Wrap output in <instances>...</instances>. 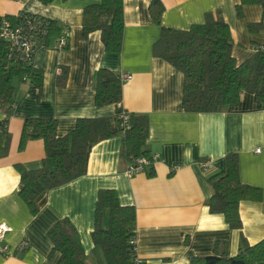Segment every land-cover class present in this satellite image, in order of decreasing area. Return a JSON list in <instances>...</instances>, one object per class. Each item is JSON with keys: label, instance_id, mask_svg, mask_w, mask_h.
<instances>
[{"label": "crops", "instance_id": "crops-1", "mask_svg": "<svg viewBox=\"0 0 264 264\" xmlns=\"http://www.w3.org/2000/svg\"><path fill=\"white\" fill-rule=\"evenodd\" d=\"M96 3L0 0V17L29 13L67 30L64 49L54 45V37L34 52L33 65L41 71L39 88H32L28 80L15 82L11 112L8 117L0 112V124L6 120L9 135L6 153H0V223L10 228L1 242L6 254L0 253V264H57L58 255L49 257L52 244L47 233L63 218L75 229L84 264H104L91 238L101 189L113 190L122 206L134 207L135 253L146 264H188L190 256L233 257L241 237L249 245L264 239V103L241 90L236 104L218 112H185L181 72L153 54L162 27L187 30L202 24L206 14H220L230 31L231 55L241 64L264 45V29L248 30L249 24L261 21L264 8L245 5L238 18L239 0H161L163 12L157 25L148 13L150 0H122L121 50L108 53L98 31L81 37L82 11ZM62 67L67 76L61 87L57 77ZM99 69L131 75L122 84L121 107L146 116L143 149L156 157L143 172L128 175L127 164L119 157L122 136L100 141L89 152L85 175L41 192L33 214L19 196L18 168L40 169L44 149L41 140H27L20 148L23 123L53 118L57 136L63 137L70 135L79 118L112 116L115 106L94 104ZM230 152L237 154L241 183L261 191L259 201L239 203L240 230L229 228L222 215L209 213L205 205L212 194L207 178L223 169L224 156ZM21 242L26 247L18 250Z\"/></svg>", "mask_w": 264, "mask_h": 264}, {"label": "trees", "instance_id": "trees-1", "mask_svg": "<svg viewBox=\"0 0 264 264\" xmlns=\"http://www.w3.org/2000/svg\"><path fill=\"white\" fill-rule=\"evenodd\" d=\"M48 5L54 0H38ZM65 1V0H62ZM245 5H259L264 0H239L235 6L236 16H242ZM163 6L161 0H150L148 13L153 23L159 25ZM12 24L26 19H35L37 28L32 36L41 46L59 35L56 23L29 13L4 16ZM264 29V16L259 23L248 25L250 32ZM98 31L104 50L119 53L123 34L122 0H97L85 7L81 17V37ZM231 36L220 14H206L202 24L192 25L187 30L161 28L160 37L153 46V54L181 72L182 109L188 113H214L237 103L239 92L253 93L257 102L264 103V51L254 54L241 64H236L231 55ZM17 51H10L8 43L0 39V112L9 116L14 103V83L29 81L32 88H39L41 71L34 67L33 58L22 59ZM67 69L62 67L57 85L64 86ZM122 83L118 74L99 69L94 78V104L97 107L113 105L115 113L109 117L79 118L70 135L58 137L53 118H30L23 123L20 148L27 140L43 142L44 159L36 171L20 173L19 196L31 213L38 209L35 199L44 190H50L85 175L87 160L92 146L100 141L121 135L119 157L132 164L140 157H148L143 149L148 134L145 115L128 113L121 107ZM127 114V125L120 115ZM6 120L0 127V153L5 154L9 142ZM207 183L212 190L205 202L209 213L219 214L227 226L240 230L239 203L243 200L259 201L261 191L243 185L239 179L236 153L224 156V167L210 175ZM107 225L103 226V217ZM135 209L122 206L113 190L101 189L97 194L94 211V227L91 238L100 249L104 264H129L133 254ZM52 244L49 257L58 255L57 264H84V253L76 241V232L69 220L63 218L48 230ZM188 264H264V239L254 245L240 238V246L233 257H189Z\"/></svg>", "mask_w": 264, "mask_h": 264}, {"label": "built area", "instance_id": "built-area-1", "mask_svg": "<svg viewBox=\"0 0 264 264\" xmlns=\"http://www.w3.org/2000/svg\"><path fill=\"white\" fill-rule=\"evenodd\" d=\"M37 22L35 19H26L22 25L12 24L4 16L0 17V39L8 43L10 51H17L23 56L22 59L32 57L34 52L40 46L37 44L35 39L32 36V30L37 28ZM54 45L59 49H64L67 46V30L61 29L59 35L54 39ZM264 51V45H260L256 50ZM118 78L122 84L128 82L131 79V75L125 73H119ZM120 118L123 120V124L127 125V114L122 113ZM2 128L0 127V134ZM260 149H256L255 153H259ZM156 156L140 157L132 164H127L126 173L128 175H134L139 172H143L146 167H148ZM205 167V165H203ZM10 231V228L4 224L0 223V253L6 254V247L1 245V242L4 239L6 233ZM133 246V254L129 264H146V262L139 258L135 253V240L134 238L131 241ZM26 247V242H21L18 245V250Z\"/></svg>", "mask_w": 264, "mask_h": 264}]
</instances>
